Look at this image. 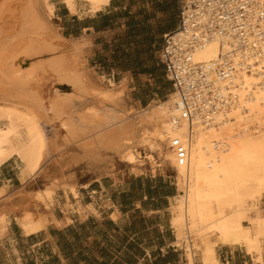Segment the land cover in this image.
Listing matches in <instances>:
<instances>
[{
    "label": "bare ground",
    "instance_id": "bare-ground-1",
    "mask_svg": "<svg viewBox=\"0 0 264 264\" xmlns=\"http://www.w3.org/2000/svg\"><path fill=\"white\" fill-rule=\"evenodd\" d=\"M61 1L72 12L83 4L94 13L112 0ZM259 3L264 8V0ZM54 8V0H0V167L14 159L23 179H35L46 174L43 168L48 162L62 169L76 158L67 152L75 143L88 157L102 148L136 165L141 157L133 146L156 144L167 150L165 160L180 181L173 226L180 241H189L187 264H221L218 246L241 247L256 263L264 264V216L257 211L264 200V41L250 37L255 48L249 49L236 45L230 36L217 35L194 47L192 64H218L226 55L231 68L225 80L209 78L219 96L209 119H184L175 96H170L133 121L117 108L126 86L115 88L110 82L103 87L94 81L78 61L82 45L64 38L50 22ZM45 55L52 57L35 64ZM39 73H50L72 93L57 92L48 105L31 80ZM76 94L95 99L98 108H88L75 120L65 102ZM52 116L65 132L63 140L57 133L52 139L47 135L44 125L55 122ZM174 141L187 152L183 165ZM147 159L156 164L152 156ZM69 190L78 196L74 187ZM53 194L50 188L38 192L37 202L50 208ZM8 201L6 189L0 187V209ZM30 214L27 220L32 219ZM0 218L5 224L6 216ZM44 222L39 218L35 228L44 227ZM195 249L200 251L198 260Z\"/></svg>",
    "mask_w": 264,
    "mask_h": 264
},
{
    "label": "crops",
    "instance_id": "crops-1",
    "mask_svg": "<svg viewBox=\"0 0 264 264\" xmlns=\"http://www.w3.org/2000/svg\"><path fill=\"white\" fill-rule=\"evenodd\" d=\"M83 6L77 4L72 12L54 0L52 20L64 38L82 45L87 65L126 85L133 96L134 81L141 77L165 81L168 93L161 100L169 98L173 89L160 51L164 36L178 28L177 0H112L94 13ZM137 97L121 107L129 113L155 101ZM111 155L114 161L93 165L83 176L64 168L39 181L23 179L14 159L1 166L0 187L9 201L0 209V217L7 218L5 224L0 222V264H187L172 226L177 181L136 174L130 164ZM47 188L54 194L45 209L36 195ZM27 213L33 215L31 220ZM39 218L47 223L36 229ZM217 255L221 264H259L241 247L218 246Z\"/></svg>",
    "mask_w": 264,
    "mask_h": 264
},
{
    "label": "built area",
    "instance_id": "built-area-1",
    "mask_svg": "<svg viewBox=\"0 0 264 264\" xmlns=\"http://www.w3.org/2000/svg\"><path fill=\"white\" fill-rule=\"evenodd\" d=\"M178 28L163 38L160 62L165 68L176 106L186 120L209 119L216 109L218 92L214 91L210 76L221 80L230 77L228 56L221 55L218 64L194 65L191 52L211 37H232L240 47L254 49L250 37L264 41V8L259 0H177ZM255 39L256 42H260ZM251 43V45L249 44ZM181 165L187 152L173 142Z\"/></svg>",
    "mask_w": 264,
    "mask_h": 264
},
{
    "label": "rangeland",
    "instance_id": "rangeland-1",
    "mask_svg": "<svg viewBox=\"0 0 264 264\" xmlns=\"http://www.w3.org/2000/svg\"><path fill=\"white\" fill-rule=\"evenodd\" d=\"M52 14L48 15V18L50 20V22L52 23V25L58 29V25L56 23L55 20H52ZM50 16V17H49ZM60 32V31H59ZM61 34V33H60ZM72 40V39H69ZM73 41V40H72ZM75 42V41H73ZM68 49H72V47L70 46ZM52 56H48L45 55L44 57H39L37 59L34 60L35 64H42L45 60L51 58ZM37 61V62H36ZM79 62H81L82 64L85 65V68L88 73L92 76V78L94 79V81L96 83H98L99 85L103 86V87H107L110 82H113V84L115 85V88H121L122 84H118V81L114 80V79H110V76L107 74H100V73H95L93 69H91V67L89 65H87L86 60L83 58V54L80 57V59H78ZM27 66V64H25ZM32 83L35 87V89L37 91H39L42 95V97L45 99L46 103L49 105L50 102H53L56 98H57V92L58 93H72V88L69 87L68 85H66L65 83L60 82L57 78H55L54 76H52L50 73L47 74H41L39 73L37 76H33L31 78ZM163 81V79H162ZM134 86L137 87V92L135 96L132 95V93L130 91H126V93H124L123 98L120 100V102L118 103V109L119 110H123L125 112V114L127 115V117L133 121H137L139 120L138 117V113H142L144 111V109L146 108H139V109H131V111L128 113L126 111V108H122L121 105L122 103L124 104V102L129 101L133 98H138L137 96H139L140 98H145L146 100H149L150 98L155 99V101L152 103V105L154 104H159L161 102H163L161 100V96L162 94H167L168 93V88L166 87L168 85L167 82L163 81L162 84H159L158 81H156L155 78H151V77H141L138 80L134 81ZM141 86V88H139L138 86ZM126 86V85H125ZM160 87L161 89L159 90L158 93L155 92V89ZM82 94H76L74 96H70L67 101L65 102V105L67 106L66 108L68 109L67 112L69 113L70 116H72L75 120H77L78 116L84 112H86L88 110V108H98L96 106H98V102L95 99L90 98L89 96H84ZM56 97V98H55ZM168 97L165 99L167 100ZM151 105V106H152ZM100 107V105H99ZM51 116V115H50ZM53 117V118H52ZM51 118L54 120L55 117L52 116ZM77 117V118H76ZM44 121V120H43ZM58 123V124H57ZM52 124V125H51ZM49 125H44L45 130L47 132V135L50 139H52L54 137V135L57 133L63 140V137L65 136V132L60 131L59 130V122L56 121L52 122ZM55 127V128H54ZM57 130V131H56ZM98 134L99 132L96 131ZM94 133V135H96ZM171 147V144H170ZM135 152H137L139 154V156L141 157V161L139 163H137L136 165H129L130 166V170L134 171L136 174H153V175H163L166 177H170L171 179H173V181H177V186L179 189V178L177 176V173L175 172V170H173V168H171V166L169 165V163L166 162L165 160V153L167 152V150L164 149V151H162L161 149H159L157 147V145L155 144V147H150L149 145H144V144H139L136 143L133 146ZM67 152L69 154H73L76 155V158H71L62 169L64 168H73L74 172L77 175L83 176L85 175V173H87L92 167L93 165H105V164H110V160L114 161L115 159V155H111V154H116L114 152H110V151H106L105 149L102 148H96L95 149V153L92 154V158L89 156L85 155L84 150L79 147V143L77 145V143L73 144L72 146H70L69 148H67ZM118 156V158L122 159L120 155L116 154ZM148 156H152L155 159V165H152L151 162L147 159ZM100 157V159L98 158ZM105 159V160H103ZM101 160V161H100ZM125 161V160H124ZM49 163V164H48ZM45 165V168H43V170L45 169L44 173H49L52 170H59L61 169L58 166H55L52 162H48ZM46 174H40L38 175L35 179L37 181L44 179V176ZM258 213L261 216H264V200L259 202L258 204ZM176 203L175 200L172 201V212L174 213V215H176ZM33 218V215L30 217L29 219ZM174 219V216H173ZM173 219H172V226H173ZM39 220V219H38ZM174 228V226H173ZM175 229V228H174ZM176 230V229H175ZM177 231V230H176ZM177 236H178V232H177ZM187 237V236H186ZM177 245L179 246V250H180V254H183L184 257H186V259L188 258V253H189V241L187 240H179V236H178V242ZM219 253H221L222 250H224L223 248L218 249ZM198 250L195 249L194 250V254H195V259L198 260V257L200 255V251L197 252ZM185 259V258H184ZM188 260V259H187Z\"/></svg>",
    "mask_w": 264,
    "mask_h": 264
}]
</instances>
